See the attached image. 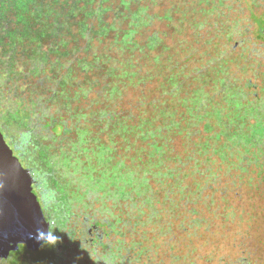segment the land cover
Here are the masks:
<instances>
[{"label":"rangeland","instance_id":"1","mask_svg":"<svg viewBox=\"0 0 264 264\" xmlns=\"http://www.w3.org/2000/svg\"><path fill=\"white\" fill-rule=\"evenodd\" d=\"M0 126L31 132L60 215L87 225L86 244L55 235L56 264H175L184 232L229 256L236 233L213 223L246 218L227 194L264 195V0H0ZM241 238L264 264V224ZM41 248L15 264L45 262Z\"/></svg>","mask_w":264,"mask_h":264},{"label":"trees","instance_id":"2","mask_svg":"<svg viewBox=\"0 0 264 264\" xmlns=\"http://www.w3.org/2000/svg\"><path fill=\"white\" fill-rule=\"evenodd\" d=\"M31 114L32 113L30 111V114H26L24 116L20 113V116L23 119L30 121L32 117ZM21 133L31 135V132H27V131H23ZM223 181L224 182H222V184L228 186L227 185L228 183H226L225 178H223ZM206 182H209V183H206ZM198 183L202 186L205 184L209 186L212 184V181L205 180V182L199 181ZM258 187H259V191L263 189L264 181L260 182L258 184ZM251 189L252 188L243 186L241 187V189L236 190L235 192L231 191L230 193L227 194V201L229 200V197H230V199L233 202V203L231 202L229 203H231L232 205V211L233 212L236 211L235 212L237 215L236 217H240L242 214V217L245 216L246 220H242V219L238 220V219H233V218L227 219L224 217H220L221 218L220 220H217L216 223H213V224H230L231 223L229 230H231L232 233L233 232L236 233L233 236L234 237L233 239H235V241L229 242V239H228L226 242H224V245H223L224 248H227V249L229 248V250L232 251L229 256H224V254H222L223 256L221 257L218 254V252L220 253V251H222L219 248L221 245V241L220 243L218 240H217L218 242L216 241L215 243L214 239L213 241H208L207 233L199 232L197 237L194 236L195 235L194 233L193 237H196V239H193L191 238L192 232H188V235L186 234V232H184L185 239L180 242H175L177 248L180 246L184 248L183 249L184 253L182 254L180 252V256L177 257V261L175 264H179L178 262H180L181 258H183L182 264H261L260 258H257L256 260L252 261L247 257L246 239L241 238L243 234L247 232L250 233L251 224H262V223L264 224V195L261 192L252 194L250 193ZM241 199L248 203L246 208L242 206ZM215 200L217 202H214L213 204L216 205V208H215L216 211L218 210L221 211L220 210L221 205H223L224 202L221 203L220 199L218 198ZM249 212H253L254 213L253 217H255V220L251 223L248 222L250 221ZM67 215L64 214L63 212V215H60V218H58V221H64V219L66 218L65 216ZM80 215H82V213ZM75 216L77 217L78 215L75 214ZM101 219H103V216H101ZM151 222L153 223V220H151ZM148 230L149 229H147V231ZM188 237H189V240H187ZM215 237L217 239V236ZM159 245H163V250H166V249L169 250L168 248L169 245L167 241L163 240L162 242L159 243ZM42 246L45 247L44 249L45 255L43 256V259H42V260H45V262L39 261L38 264H56L57 254H58L57 247L54 246V244H51L48 242H45L44 244H42ZM24 248H25L24 245H19L16 249L13 250L12 253H14L15 256L18 257L19 254H17V252L19 253V250H23ZM157 248L160 251V248L157 245V247H155L154 249V252H156ZM204 249H206V251H204ZM262 261L264 263V257L262 258L261 262ZM160 264H163V263H160Z\"/></svg>","mask_w":264,"mask_h":264},{"label":"water","instance_id":"3","mask_svg":"<svg viewBox=\"0 0 264 264\" xmlns=\"http://www.w3.org/2000/svg\"><path fill=\"white\" fill-rule=\"evenodd\" d=\"M32 179L0 129V258L20 244L37 249L51 238L50 223L33 193Z\"/></svg>","mask_w":264,"mask_h":264},{"label":"flooded vegetation","instance_id":"4","mask_svg":"<svg viewBox=\"0 0 264 264\" xmlns=\"http://www.w3.org/2000/svg\"><path fill=\"white\" fill-rule=\"evenodd\" d=\"M0 129L2 131V134L10 146V148L13 150V153L19 158L22 166L27 170V172L30 174L31 179H32V187H33V193L36 195L37 200L40 202L44 215L50 223V230L52 232L51 238L49 240L43 241L41 243L40 248L43 249L44 247L42 244L45 242L54 244V246L57 247L58 255H60L61 251V244L59 242H54V237L55 235L61 231L62 233L67 235H72V239L75 240L78 244H83L84 242L87 243L88 237L83 238L81 236L82 233L85 234L84 231H82V227H87V225L83 224H72L69 219H72L73 217L75 218V214L78 215L77 217L80 218L81 215L78 213H74V211H71L64 221H58V218H60V211H63L66 209V202L61 203L59 200V197L56 195V191L50 184V180L47 179V172L42 166V163L40 161H37L36 158L30 154V146H31V135L24 134V133H18V136L10 137L7 134H5L4 129L0 126ZM9 137V138H8ZM34 153V152H32ZM63 196L69 198L68 195H65V193L62 194ZM65 200H67L65 198ZM71 203L72 199L70 200ZM74 203L70 206V208H74L75 205ZM64 222V223H63ZM121 232V233H120ZM81 233V234H80ZM122 228L119 227L118 229H115L114 231H107L105 236H102L103 234L101 233L100 229L96 234V237H91V239H95V250L96 251H103L104 254H109V242L108 240L110 239H119L124 233L122 234ZM56 238V237H55ZM70 238V237H68ZM68 238H64L65 242L68 240ZM84 243V244H86ZM118 244V243H117ZM24 245V249L26 252H29L30 249L27 247L25 244H20ZM76 248L74 249V251ZM95 252V251H94ZM94 252L90 256H84L82 254L79 255V258L84 257L85 259L82 262H92V255H94ZM18 256V255H17ZM7 258L6 263L4 264H15L16 261V256L14 253H9L7 256L1 257L0 258V264H3L2 262ZM41 259V257L38 259V261ZM32 260V259H31ZM37 261V262H38ZM77 261H81L79 259H76V261L71 260L70 264H77ZM80 262V264H82Z\"/></svg>","mask_w":264,"mask_h":264}]
</instances>
